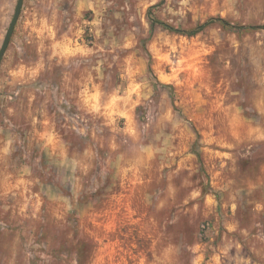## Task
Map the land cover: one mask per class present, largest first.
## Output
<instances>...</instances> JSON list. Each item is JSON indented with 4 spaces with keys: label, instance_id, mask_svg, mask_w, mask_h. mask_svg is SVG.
Returning <instances> with one entry per match:
<instances>
[{
    "label": "rangeland",
    "instance_id": "374dc122",
    "mask_svg": "<svg viewBox=\"0 0 264 264\" xmlns=\"http://www.w3.org/2000/svg\"><path fill=\"white\" fill-rule=\"evenodd\" d=\"M249 27L264 0H24L0 62V264H264Z\"/></svg>",
    "mask_w": 264,
    "mask_h": 264
},
{
    "label": "water",
    "instance_id": "95a60500",
    "mask_svg": "<svg viewBox=\"0 0 264 264\" xmlns=\"http://www.w3.org/2000/svg\"><path fill=\"white\" fill-rule=\"evenodd\" d=\"M23 1L24 0H17L16 6H15V10H14V13H13V16H12V19H11V22H10L8 28H7V31L5 33L3 42H2L1 47H0V62H1V59H2V57L4 56V54L6 52V49H7L8 45H9L10 39L12 37L13 31H14V28H15V25H16V23L18 21V18H19L21 9H22Z\"/></svg>",
    "mask_w": 264,
    "mask_h": 264
},
{
    "label": "trees",
    "instance_id": "16d2710c",
    "mask_svg": "<svg viewBox=\"0 0 264 264\" xmlns=\"http://www.w3.org/2000/svg\"><path fill=\"white\" fill-rule=\"evenodd\" d=\"M165 26V25H164ZM205 26V25H204ZM203 27V26H202ZM202 27H199V29L200 28H202ZM165 28H167V29H169V30H172L170 27H167V26H165ZM198 29V30H199ZM247 29H264V27H249V28H247ZM194 33H196V31H192L191 32V34H194ZM199 236H203L202 234H201V231H199ZM89 244H87V246H88ZM83 247L84 248H86V244H83ZM84 253H85V251L84 252H82V256L84 255Z\"/></svg>",
    "mask_w": 264,
    "mask_h": 264
},
{
    "label": "built area",
    "instance_id": "2783aa9c",
    "mask_svg": "<svg viewBox=\"0 0 264 264\" xmlns=\"http://www.w3.org/2000/svg\"><path fill=\"white\" fill-rule=\"evenodd\" d=\"M206 229H207V227L202 225V226H201V234L204 233ZM202 235H203V234H202Z\"/></svg>",
    "mask_w": 264,
    "mask_h": 264
}]
</instances>
